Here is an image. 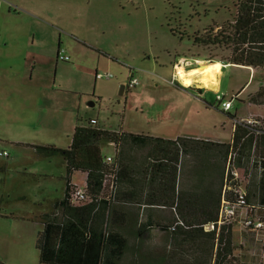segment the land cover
<instances>
[{"label":"trees","instance_id":"16d2710c","mask_svg":"<svg viewBox=\"0 0 264 264\" xmlns=\"http://www.w3.org/2000/svg\"><path fill=\"white\" fill-rule=\"evenodd\" d=\"M195 42L207 49L230 48L229 57L221 60L262 71V85L249 100L264 103V0H237L232 20L206 29ZM106 144L115 147L111 161L103 152ZM28 146L45 157L62 156L68 170L64 195L50 198L49 208L32 218L25 217L43 224L36 244L41 263L122 264L132 248L131 236L158 227L170 241L164 253L154 256L158 264H247L236 254L235 222L218 221L222 199L236 201L233 190L225 191L228 156L234 151L237 167L243 164L252 178L260 176L259 206L249 201L247 187V202L254 206L250 214L264 211L263 126L238 125L227 143L167 139L79 119L69 147ZM134 152L144 153L147 163ZM76 171L86 173L85 185L71 181L69 175ZM184 175L195 177L192 187H184ZM75 185L86 187L88 201L73 203ZM152 208L169 213L162 216V210ZM258 218L264 220V214ZM209 223H214L213 230L205 228Z\"/></svg>","mask_w":264,"mask_h":264},{"label":"rangeland","instance_id":"374dc122","mask_svg":"<svg viewBox=\"0 0 264 264\" xmlns=\"http://www.w3.org/2000/svg\"><path fill=\"white\" fill-rule=\"evenodd\" d=\"M132 1L136 7L141 4L142 9H133L132 2L127 0H103L106 6H102L100 12L92 11L96 17L95 24L90 28L83 22L79 23L85 16V10H78L76 33L78 36L82 34V37L86 35L87 41L97 46L95 50L87 51L88 60L85 57L86 60H76V65H71L72 60L65 61L60 57L58 67L56 63L48 66L41 61L38 64L44 75L50 73L52 78L57 77V84L76 89L82 86L93 94L92 98L84 94L85 104H88L86 109L88 113L85 111L83 113L85 121L90 119V116L97 118L99 124L107 128L120 129L123 126L134 133L169 135L171 131H165L166 127L179 128L185 120L189 124L193 123L188 131L195 133L202 130L201 135L205 138L227 141L231 139L233 128L228 112L237 113L239 117L249 115L252 110L264 112V105L251 103L248 98L261 84L262 71L251 70L247 66L235 63L226 64L221 85L223 94L232 101V107L227 112L218 106L214 97L209 100L207 97L199 96L200 100L187 90L179 88L182 85H172L138 68L142 65L146 67L145 70H159L169 78V59L174 55H185L189 59L198 60L199 64L191 70L201 64L229 57L230 48L207 49L195 42V36L203 35L210 27L232 20L236 13L237 0ZM45 29H51V26L46 25ZM59 29L61 41L59 56L67 55L68 49L65 44L73 42V37L67 34L65 29ZM172 29H175V32ZM131 33L138 34L137 41L142 51L151 48L153 52L151 59L139 58L132 72L120 60H115L112 67H106L109 55L115 57L124 55L126 47L124 40H127V35ZM78 44L76 41V46H79ZM44 51L45 55L53 54V50L48 52L45 48ZM160 64L162 66H159ZM81 68L86 71L82 72L83 76H80ZM96 70L103 74L110 72L114 77H97ZM131 73L139 79L136 87L130 86ZM63 76L71 80L67 85L66 80L62 82L60 79ZM79 79L80 82L77 83ZM197 79L200 78H195L196 81ZM64 141L68 139L64 138ZM0 145L7 147L12 153V157L5 160L8 163L6 172L0 175V262L43 264L40 262V253L36 245L43 224L25 217L32 218L38 211L49 208L50 198L64 195L67 173L61 174L60 164L55 160L50 163V157L39 158L33 149H25L12 143L0 142ZM103 152L107 156L115 155L114 145H104ZM42 168L47 172L32 174L34 171H41ZM158 210H162L159 212L162 216L169 213L166 209L152 208L153 212ZM239 228L238 224H234V237L236 240H243ZM131 237L132 248L127 251L122 264H158L154 256L164 253L165 245L170 242L168 233L158 227L143 230L139 236ZM256 237L261 252L257 263L264 264L263 232L258 233ZM252 245L254 244L248 240L247 247ZM246 253V259L252 258L249 264H254L255 258L250 256L249 249Z\"/></svg>","mask_w":264,"mask_h":264},{"label":"crops","instance_id":"0c3cea01","mask_svg":"<svg viewBox=\"0 0 264 264\" xmlns=\"http://www.w3.org/2000/svg\"><path fill=\"white\" fill-rule=\"evenodd\" d=\"M127 1L132 2L131 7L133 9H139L141 6V4H139L136 7L132 0ZM102 6H106V4L103 3V0H0V142L20 145L25 149H33L39 158H41L42 155L39 154L35 148L28 146V144H59L58 146H62L63 148L66 146V144H68L66 148L70 146L72 134L75 127L78 125L79 119L85 118L83 116L84 111L85 113H88V110H86L88 104H85L84 96L88 95L89 98H92V93L87 91V89L82 86H78L80 89H76L70 86L61 85V83L57 84V77L52 78L50 73H46L44 75L43 71L38 68V64L42 61L43 63L45 62L44 65L48 64V66L53 65L54 63H56V67L60 65L59 53L61 41L60 34L58 35V32L60 31L59 28L65 29L67 34H70V36L73 37V42H67L65 44L67 45L68 49L67 55L70 56V61L72 60L71 65H76V60L85 59V57H87L88 60L89 55L87 54V51L89 49L95 50L97 46L91 43V41H87L88 38L86 35L82 37L81 33L80 36H78L76 33L75 30L78 26L77 12L80 9L85 10V16L79 20V23L83 22L88 26V28H90L91 25L95 24L94 20L96 17L95 14H92V11L96 13L100 12L99 10H101ZM23 16H25V18ZM131 22H133V20H131ZM46 25H50L51 29H45ZM137 39L138 34L131 33L130 35H127V40H124V45L126 46L124 47V55L119 57L109 55V62H107L106 67H112L115 60H120L122 61L123 65L129 67L131 72L136 68L134 64H136L139 58L151 59L153 53L151 52V48H146V51H142ZM76 41H78L79 46H76ZM45 48L48 50V52L53 50L52 56L51 54H44ZM97 50L101 51V49ZM179 57L187 56L174 55L173 58L169 59L170 79L166 78L165 75H163L159 70H145L146 67L142 65H139L138 68L139 70L151 73L152 76H155L160 80L163 79L172 84L171 79L173 78L174 74V64ZM189 60L193 62V65L186 68L187 74L191 71V68L199 64L198 60ZM215 62L219 63L220 65L217 84L215 87L206 86L202 83L203 81H201V79H197L196 81L194 79L195 76H189L191 77V83L188 84V86H185L184 83L172 85L184 86L185 88L182 86H179V88L187 90L188 93L195 95L198 99H200L199 96H204L209 100H211L213 97L217 100V95L223 94L224 92L222 90L221 82L224 67L228 63L219 59L215 60ZM22 63L23 65H21ZM97 66L101 67L99 65ZM159 66H162V64ZM247 67L251 70L257 71L252 67ZM80 70V76H83L82 72L86 73V71L82 70V68ZM97 71L99 70H96L95 73ZM60 79L62 82L66 80V85L71 81L66 79L64 76ZM78 82H80V79L77 81V83ZM261 85L262 82L260 85H258L257 89L249 94L248 98H250V95L255 93ZM217 102V104H219L218 106H221L218 100ZM249 102L255 103L250 100ZM90 103L91 102L89 101V104ZM208 104L211 105L212 103ZM256 104L261 106L264 105V103ZM250 114L261 115L264 119V112L261 110H252L249 115ZM228 115L232 119L233 128L231 139L227 141L219 138H205L201 135L202 130L196 131L195 133L188 131L189 127L192 126L193 123L189 124L185 120L183 121L182 126L179 128L166 127L165 131H171L169 135L149 134L167 139L186 137L228 143L232 142L234 132L237 128L235 125V119H241L243 117L249 116L247 115L239 117V114H232L229 112ZM89 118L96 119L98 121L97 118L90 116ZM121 129L123 131H128L123 126ZM64 138H67L68 141H64ZM61 142H63L65 145L61 144ZM1 147L7 148L0 145V148ZM246 150L249 154V148ZM9 152V157L0 158V175L6 172L5 168L8 166V163L5 160L12 157L10 150ZM133 155L138 158L141 156L143 161L147 163L144 153L139 152L136 155L134 152ZM187 158H189V156ZM50 159V163L55 160L57 164H60L61 174L66 172L68 177L67 164L63 157L54 155L50 156ZM187 166H190V163L187 162ZM239 168L242 171L246 169L243 164H241ZM45 172L47 171L42 168L41 171H34L32 174H44ZM69 176L72 182L82 185L86 184V173L76 171L71 173ZM259 177V174L256 173L247 185V187L249 186V201L255 206H259L261 202V185ZM195 181L196 179L194 176L184 175L183 185L184 187L190 188L192 187V183L194 185ZM195 188H197V186ZM256 213L254 216L258 218L260 215L264 214V211L262 209H256ZM243 219V212H239L235 224L240 226L239 229L242 231L243 240H236V254L240 256L241 260L249 264L252 258H245L247 255L246 251L249 249L250 256L252 255L255 258L253 263L258 264V255H260L261 252L256 243V236L260 232H263L264 234V230L260 232L246 230L243 226ZM248 240H250L254 245L247 247Z\"/></svg>","mask_w":264,"mask_h":264},{"label":"built area","instance_id":"2783aa9c","mask_svg":"<svg viewBox=\"0 0 264 264\" xmlns=\"http://www.w3.org/2000/svg\"><path fill=\"white\" fill-rule=\"evenodd\" d=\"M61 58L68 59V56L61 55ZM193 62L189 60L187 57H179L174 64V74L171 82L173 84H179L182 82L183 74H186V68L191 66ZM113 74L101 73L97 74V77H112ZM139 84V79L135 75H131L130 78V86L135 87ZM217 99L224 110L230 109L232 106L231 100H228L224 97V95L220 94L217 96ZM238 124H248L261 126L262 118L255 114H251L248 118L237 120ZM236 152H233L228 160L227 165V185L225 187V191L227 189L233 190L236 201L232 199L223 198L220 207V215H219V224H226L235 222L239 212H243V226L246 230H250L252 232H260L264 230V220L256 218L254 215L250 214L252 208L254 206L248 204L247 202V185L251 180V173H243L240 168L236 166ZM10 156V152L7 148H0V158H6ZM112 157H108V161H111ZM73 203L80 204L89 200V195L85 186L75 185L74 193L72 196ZM207 230H213L215 228L214 223H209L205 225ZM1 264V262H0Z\"/></svg>","mask_w":264,"mask_h":264},{"label":"bare ground","instance_id":"6f19581e","mask_svg":"<svg viewBox=\"0 0 264 264\" xmlns=\"http://www.w3.org/2000/svg\"><path fill=\"white\" fill-rule=\"evenodd\" d=\"M193 65V64H192ZM198 65V64H197ZM196 65V66H197ZM219 63H217V62H212V63H204V64H201L199 67H197L196 69H192L188 74H187V70H186V74H183V83H184V85L185 86H188V84H190L191 83V77H189V76H195L194 77V79L195 78H200L201 79V81H203V84H205L206 86H213V87H215L216 86V84H217V79H218V72H219ZM172 80V79H171ZM193 82V81H192ZM172 83V82H171ZM173 84V83H172ZM218 95H220V94H218ZM217 95V96H218ZM222 95H224V97L226 98V95L225 94H222ZM227 99V98H226ZM218 100V99H217ZM228 100H229V98H228ZM232 102V101H231ZM232 107V106H231ZM230 107V108H231ZM224 110V109H223ZM225 111H229V109L228 110H225ZM251 115V114H250ZM249 115V116H250ZM255 115H257V116H260L261 118H262V125L261 126H263L264 127V125H263V121H264V119H263V117L261 116V115H258V114H255ZM248 116V117H249ZM247 117V118H248ZM241 119H245V118H241ZM241 119H235V125L236 126H238V125H243V126H248V124H238L236 121L237 120H241ZM250 126H255V125H250ZM234 152H236V151H234ZM233 153V152H232ZM232 153H230L229 154V156H228V160H229V157H230V155L232 154ZM237 153V152H236ZM228 165V164H227ZM239 168V167H238ZM241 170V169H240ZM242 171V170H241ZM243 173H247V172H250L251 173V171L249 170V171H242ZM251 178H252V174H251Z\"/></svg>","mask_w":264,"mask_h":264},{"label":"water","instance_id":"95a60500","mask_svg":"<svg viewBox=\"0 0 264 264\" xmlns=\"http://www.w3.org/2000/svg\"><path fill=\"white\" fill-rule=\"evenodd\" d=\"M125 86H123V88H124Z\"/></svg>","mask_w":264,"mask_h":264},{"label":"clouds","instance_id":"9594fccd","mask_svg":"<svg viewBox=\"0 0 264 264\" xmlns=\"http://www.w3.org/2000/svg\"><path fill=\"white\" fill-rule=\"evenodd\" d=\"M7 158V157H6Z\"/></svg>","mask_w":264,"mask_h":264}]
</instances>
